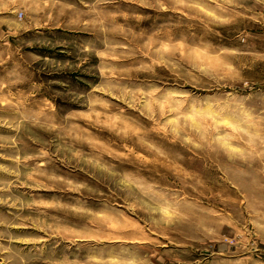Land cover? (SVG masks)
<instances>
[{
  "label": "rangeland",
  "instance_id": "1",
  "mask_svg": "<svg viewBox=\"0 0 264 264\" xmlns=\"http://www.w3.org/2000/svg\"><path fill=\"white\" fill-rule=\"evenodd\" d=\"M0 264H264V0H0Z\"/></svg>",
  "mask_w": 264,
  "mask_h": 264
}]
</instances>
